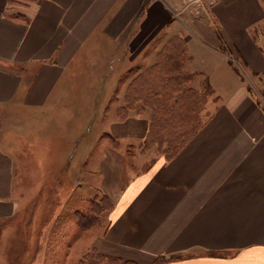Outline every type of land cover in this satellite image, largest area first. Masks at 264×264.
Listing matches in <instances>:
<instances>
[{
  "label": "crops",
  "instance_id": "0c3cea01",
  "mask_svg": "<svg viewBox=\"0 0 264 264\" xmlns=\"http://www.w3.org/2000/svg\"><path fill=\"white\" fill-rule=\"evenodd\" d=\"M195 7L185 0H0V132L18 116L48 114L74 131L65 152L75 147L81 172L111 204L92 245L100 253L135 264H264V99L251 84L258 77L264 89V45L254 35L264 4L219 0L201 15ZM175 36L189 56L185 71L213 91L174 156L133 164L128 148L153 121L140 101L139 111L124 107L125 97L143 74L152 77ZM153 85L146 94L158 98L163 90ZM122 106L131 113L119 115ZM94 112L104 113L95 151ZM15 162L0 146V231L20 207Z\"/></svg>",
  "mask_w": 264,
  "mask_h": 264
},
{
  "label": "rangeland",
  "instance_id": "374dc122",
  "mask_svg": "<svg viewBox=\"0 0 264 264\" xmlns=\"http://www.w3.org/2000/svg\"><path fill=\"white\" fill-rule=\"evenodd\" d=\"M254 35L264 45V23L254 29ZM159 59L163 60L161 54ZM231 59L238 73L246 78L242 64L235 56ZM170 68L162 61L156 71H148L152 77L143 74L134 82V91L132 93L129 89L126 103L118 98V103L124 107H134L133 112L142 108L138 101L145 104V113L153 121L148 136L128 148L133 164L140 156L146 166L158 156L168 158L174 155L193 132L196 121L204 118L201 112L206 98H203L210 92L199 91L195 81L190 86L194 88L192 91L186 93L189 86L181 85L183 94H177L183 71ZM170 78H177L178 82L172 85ZM254 79L251 84L255 93L261 92L264 99L263 85L258 77ZM151 84L158 89V94L163 90L160 97L146 94L152 88ZM124 107L118 112L121 116L132 111ZM48 115L25 121L18 116L8 129L0 132L1 148L12 150L16 161L15 195L20 202L15 216L0 231V264H88V261L100 258L92 245L97 234L107 226L111 204L92 186L90 178L85 177L86 173L81 172L80 158L73 156L75 147L69 153L65 152L74 131L69 127L64 129L68 126L66 122L54 123L51 114ZM102 115L94 112L93 151L95 140L100 137ZM65 155L70 156L61 170ZM87 256L94 257L84 259Z\"/></svg>",
  "mask_w": 264,
  "mask_h": 264
},
{
  "label": "trees",
  "instance_id": "16d2710c",
  "mask_svg": "<svg viewBox=\"0 0 264 264\" xmlns=\"http://www.w3.org/2000/svg\"><path fill=\"white\" fill-rule=\"evenodd\" d=\"M262 1H263V4H264V0H262ZM173 43L175 45H173ZM184 44H185L184 43V39L182 37L175 36L174 38H172V40H170V43L168 44V46L164 47V49H162V51L160 52V54L162 55V59L163 60H160L161 59L160 58L158 60V62L156 63V67L157 68L159 67V65L163 61L165 66L171 67V68H174V69L179 68L180 70L183 71V74H180V75H183V77L182 78L179 77V80H181V81L179 83V89L177 90V94H180V95H182L183 94L182 91H184V88L180 87L181 85L189 86L187 91H186V93H187L188 91H192L194 89V88H191L190 86H191V84L193 82L197 81L196 80V78H197L196 74L188 73L187 71H185V63L189 59V56L187 55V52H186ZM172 46H174V47H172ZM144 75H146V74H144ZM144 75H142V76H144ZM169 81L171 82L172 85H175V84H173V82L174 83L178 82L177 78H170ZM196 88L200 89L199 91H202V89H203V91L205 90V91L210 92V93L213 91L210 83L208 81H206V80L201 82V87H196ZM130 91L132 93L134 91L133 84H132V86H130ZM199 91H197V93ZM207 97L208 96L203 98V99L206 98L205 101H204V107H205V104L207 102ZM199 121H200V118H199V120L196 121V126L198 125ZM196 126H194L193 132L190 134L188 139L196 131V129H195ZM174 155H175V153H174ZM174 155H172V156H174ZM172 156H170L168 158H171ZM97 253L100 256L99 260L97 261L96 259H92V260L88 261V264H135L134 262H131V261H125L124 262V260L122 258H119V257H113V256L104 255V254H102V253H100L98 251H97ZM87 257L88 258L85 257L84 259L89 260L90 258H92L94 256H87ZM172 257L178 258L180 256L179 255L170 256V258H167V259H166V257L161 256L158 259V261H159V263L167 262L169 259H172ZM86 260H83L82 262H86Z\"/></svg>",
  "mask_w": 264,
  "mask_h": 264
},
{
  "label": "built area",
  "instance_id": "2783aa9c",
  "mask_svg": "<svg viewBox=\"0 0 264 264\" xmlns=\"http://www.w3.org/2000/svg\"><path fill=\"white\" fill-rule=\"evenodd\" d=\"M219 0H185L186 5H196L195 9L197 11V14L201 15L205 12L211 11Z\"/></svg>",
  "mask_w": 264,
  "mask_h": 264
}]
</instances>
